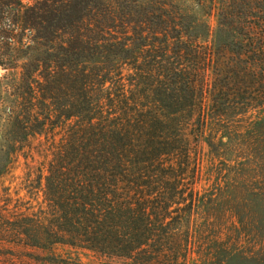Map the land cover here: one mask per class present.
<instances>
[{
  "label": "trees",
  "instance_id": "16d2710c",
  "mask_svg": "<svg viewBox=\"0 0 264 264\" xmlns=\"http://www.w3.org/2000/svg\"><path fill=\"white\" fill-rule=\"evenodd\" d=\"M0 68V264H264V0H0Z\"/></svg>",
  "mask_w": 264,
  "mask_h": 264
},
{
  "label": "rangeland",
  "instance_id": "374dc122",
  "mask_svg": "<svg viewBox=\"0 0 264 264\" xmlns=\"http://www.w3.org/2000/svg\"><path fill=\"white\" fill-rule=\"evenodd\" d=\"M212 23L215 24L213 20H212ZM5 73L6 71L0 68V77H2ZM8 75L10 76V80L5 81L6 84L11 85L12 82L17 81L16 71H10L8 72ZM11 105H13L12 99L8 95H6L4 98V103L0 107V116L2 117V119H0L1 135H4V130L7 129V122L5 120L7 118L6 112ZM24 162L25 161L21 159L19 164L16 165L17 168L14 171V173L7 177L8 180L6 181V186H11V191L13 193L16 190L20 189V184L24 180L23 178L26 173ZM2 163H5V158H4V155L0 153V164ZM44 184H45V181H43L42 188L40 189L39 192L34 194V191L33 193L32 192L28 193L27 190H23L21 192V196L22 197L27 196L26 200H29L31 197L37 198V201H34V205H36L38 202L42 204V202L44 201V190H43ZM76 254L80 256V260L84 264H96L98 262L96 256H94V254H92L91 252L78 251L76 252Z\"/></svg>",
  "mask_w": 264,
  "mask_h": 264
}]
</instances>
